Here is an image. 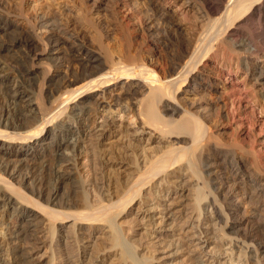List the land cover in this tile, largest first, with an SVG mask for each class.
I'll list each match as a JSON object with an SVG mask.
<instances>
[{
    "label": "bare ground",
    "instance_id": "6f19581e",
    "mask_svg": "<svg viewBox=\"0 0 264 264\" xmlns=\"http://www.w3.org/2000/svg\"><path fill=\"white\" fill-rule=\"evenodd\" d=\"M84 1L91 2L90 9L106 3L111 5V11L114 9L113 13L120 12L117 0ZM184 1L187 7H196L195 0ZM199 1L202 5L197 12L201 21H206L205 27L193 39L182 36L179 51L170 56L160 75L155 66L162 45L159 27L166 25L172 35L182 34V28L172 22L166 10L154 7V0H145L144 16L137 22L143 36L140 41L136 39L140 32L134 37V57L110 54L102 57L87 34L86 37L71 31L70 21L48 11L28 13L33 25L46 30L41 39L49 47L48 53L58 46L65 47V51L59 48L52 60L61 68L65 65L67 70L56 79V84L51 85L53 79L48 77L51 88L42 95L34 93L33 87L39 81L40 70L34 65L21 68L18 70L21 79L35 82L29 85V81L28 86L20 81L14 90V105L0 111V208L11 211L17 222L8 235L12 264L35 263L33 253L48 242L52 244L55 223L67 218L73 220L72 232L75 226L87 224L95 229L103 227L104 235L96 237L98 231L86 236L75 233L78 244L84 239L88 242L79 246L80 251L77 248L78 253L74 245L67 248L64 263L98 264V257H111V264H150L149 259L154 257L146 254L142 239L137 238L132 225L136 220L126 219L129 206L157 175L167 172L168 176V169L175 171L182 165L198 174L203 186L208 187L207 194L200 198L210 199L206 207L212 208L223 236L243 247L238 259L245 256L248 264H264V168L261 156L254 147L247 146L242 125L244 118L252 121L253 115L247 104L239 106L235 113L236 129L233 128L236 136L224 140L219 131L224 118L221 102L224 93L220 81L212 77V70L200 67L213 41L225 34L227 48L245 53L240 64L250 72L249 78L264 99V66H252L250 60L264 55V0ZM133 2L139 4L138 0ZM5 15L0 7V34L12 36L8 41L0 38V51L23 46L34 62L44 54L37 52L39 39L22 22L11 21ZM248 28L253 31L246 33ZM145 51L148 58L143 57ZM72 62L77 63V68L71 66ZM6 65L0 59V85L12 72ZM122 81L126 85L124 95L108 94L111 101L107 106L110 108L113 103L121 107L124 100L131 102L139 89L146 87L148 92L139 107L142 121L154 127L162 141L171 142L152 149L153 155H145L142 164L132 141L119 152L113 147L115 144L109 143L111 134L115 137L121 131L116 127L108 129L107 119L95 126L90 122L103 106L102 99L109 87ZM196 95H200L199 99ZM29 116L33 118L28 119ZM67 117L74 120L65 122ZM81 156L88 158L90 176L80 177L76 172L75 162ZM197 209L196 202L193 210ZM172 210L166 212L165 224L172 218ZM124 219L129 222L128 228L123 226ZM45 222L48 242L39 235ZM3 250L0 245V264H5L1 258ZM189 260L193 264L201 262L198 255L190 256Z\"/></svg>",
    "mask_w": 264,
    "mask_h": 264
},
{
    "label": "rangeland",
    "instance_id": "374dc122",
    "mask_svg": "<svg viewBox=\"0 0 264 264\" xmlns=\"http://www.w3.org/2000/svg\"><path fill=\"white\" fill-rule=\"evenodd\" d=\"M1 1L2 0H0V7H2L3 13L7 14L5 16H8L7 18L11 21L22 22L32 34L37 36L40 41L37 45V52H39V54H44L39 58H35L34 62H32V59L28 57L29 52H27V49L23 46H17L11 51H0V59L7 64L6 67L10 72L12 71L10 77L6 78L0 85V111L8 108L11 104V106L14 105V90H16L18 84L20 85V81H23L26 85L29 84L30 80L25 78L21 79L19 76L21 73H19L18 70H21V68L34 65L40 70L39 81L34 86L35 80H31L29 85L35 87L34 93H40L42 95L46 94V91L51 88V85L56 84L55 82H57L58 78L60 79L67 70L65 65L61 68L60 65L55 63V60H52L59 51V48L63 51L65 47L58 46L52 49L51 53L47 52L49 47H47V49L46 44L41 39L46 30L33 25V21H29L27 15L30 11V13L34 14H42L48 11L59 15L65 21H70L69 27L71 31L85 36L87 34L88 37H86L90 39L91 45L93 43L92 47L102 57L108 54L113 57H118L119 55H130L134 57L135 54H132V51L135 53L133 45H135L134 37L136 33L138 34L140 32V36L136 39H138V41L142 40L141 36H143V31L141 32L138 30L139 27L141 28V25L137 22L141 20V16H144L143 8L145 4L147 5L145 0H138V5L134 4V0H122V2L117 0L116 2L119 3L117 10H120L118 13L116 11L113 13L114 9L111 11V5H106V3H103V6L100 8L94 9L91 7L90 9L89 5L91 2L85 3L84 0ZM198 1L199 0H195L196 7H187L184 0H154V7L156 6L157 8L166 10L172 22L179 25L180 29L182 28L180 30L182 34L174 33V35H172V33L169 34L167 32L169 27L167 29L166 25L162 24V27L161 25L159 27L160 30L164 32L162 33L159 30V40L162 45H160L159 51L157 52L158 59L155 64V66L157 65L156 69L159 75L165 71L168 65L166 63H169L170 56L179 51V44L182 36L193 39L199 35V32L205 27L206 21L202 22L197 12L198 8L202 5L201 2ZM121 4L125 5L120 7ZM118 18H120V21ZM128 27L132 30L128 29ZM257 27L260 29L261 26L258 24ZM252 29L253 28L245 29V32L250 33ZM126 34L130 36L128 35V37ZM11 36V33L6 35L3 33L0 34V38L5 41H8ZM225 38L226 35L224 34L219 39L214 40L215 42L213 41L212 49L209 50L206 58L202 59L200 66L201 68L205 66L206 69L212 70L214 73L212 77L220 81L221 92L224 93L222 97L224 102L221 100L224 104L221 103L224 106V118H222L219 131L224 140L229 141L230 139L228 138L230 137L232 140L236 136V133H234L236 129V124H234L236 110L239 106H245L247 104L246 108L248 111L252 112L253 120L251 121L247 118L243 120L242 125L245 126V139L248 142L247 146L250 148L254 147V151L261 156L262 168H264V99H262L258 92L259 87L255 86L254 81L249 78L250 72L240 64L245 53L243 54V52L227 48L224 42ZM124 42L128 47L124 45ZM129 45H132L130 47L131 52L129 51ZM143 57H149L148 51L143 52ZM250 60L252 66H264L263 54L257 58L253 56ZM66 62L65 60L64 64H66ZM71 66L77 68V63L72 62ZM48 77L53 79L51 80L52 84L49 86ZM125 86L126 85H124L122 81L109 87L107 96L102 99L104 102L103 106H100L97 115L91 117L90 122L92 126H95L105 122L107 119V121H109L107 124H110L108 129L116 127V129L121 131L118 135L115 133V137L111 134L113 140H109V143L115 144L111 145L119 152L123 151L122 149L124 146L132 141L133 145L135 144V149L139 152L138 159H140L139 162L142 164L145 155H153L154 152L152 149L158 146H168L171 142L170 140L164 139L162 141V137H160L161 135L158 131L142 121L139 107L145 94L148 92L146 87H141L139 93L131 102L124 100L121 107L113 103L110 108L107 106L111 101L109 96L111 95L110 93L113 95H124ZM223 86L224 89H222ZM184 88H187V86ZM54 95L56 96L57 94ZM198 96L200 97V95H196V99H199ZM191 97L195 99L194 95ZM19 103L21 105L25 104L24 102ZM103 109L104 111L101 112ZM31 118H33V116L28 117V119ZM230 118H233L232 124ZM71 120H74V118L67 117L65 122H71ZM142 122L144 124H142ZM88 137L90 138V136ZM118 146L121 150H118ZM144 151H146L147 154H145ZM87 160L88 158L82 156L76 159V172L80 177L85 176V174L86 176H90L87 172ZM115 167L117 168V166ZM171 169L172 168L168 169V176H166L167 172H163L142 188L139 196L130 204L129 215L126 217L127 221L131 218H133L134 221L136 220L135 224L132 223V225L136 230L135 233L137 234V238L140 237V239H142L146 254L154 257L153 260L149 259L150 264H193L192 261L189 260L192 255L199 256L201 259L199 264H248L245 256H242L240 260L238 259V255L240 254L239 251L242 250L243 247L229 236H223V231L220 230L217 224L215 216L212 213V208L210 206L206 207L210 199L200 198V195L207 194L208 187L203 186L199 175L190 170L187 165H182L176 168L175 171ZM193 174L196 178L192 176ZM201 189H203L204 192L202 191L200 193ZM196 202L198 203V209L193 210V205H195ZM170 208H173V215L172 218L168 220V224H165L164 222L166 219H164V216ZM199 212L201 215H198ZM130 221L133 222L132 219ZM128 223L129 222L125 220L123 226L128 228ZM16 225L17 222L12 212H6L3 208H0V245L4 248L1 258L4 260L5 264H12V256L8 250L10 249L8 235ZM45 226L48 228L47 222L44 223V229L39 235L42 237V240L47 239L46 241L48 242L49 233ZM72 227L73 220L70 218L64 219L61 222H56L52 244L48 242L33 253L32 256L35 259V263L33 264H48L53 262L56 264H66L64 263L63 255L66 250L68 251L67 248L74 245L76 250L75 253H78L80 251L79 246H85L88 242L84 239V241L78 244L75 240L76 235L86 236L91 231H98L96 237H100L98 234H101V231H103V227H99L101 229H95L93 226L84 224L77 227L75 226V230L72 232ZM107 230L108 229L105 228V231ZM75 233L78 234L75 235ZM103 235L104 234H101V236ZM77 248H79V251ZM140 249L142 250V247L138 248L137 251H141ZM154 249L156 251H154ZM102 258L104 259L98 257L97 260H95L98 264H111V257ZM70 264H78V262L71 261Z\"/></svg>",
    "mask_w": 264,
    "mask_h": 264
}]
</instances>
